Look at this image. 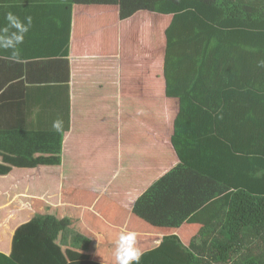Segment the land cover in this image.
<instances>
[{
  "label": "crops",
  "instance_id": "1",
  "mask_svg": "<svg viewBox=\"0 0 264 264\" xmlns=\"http://www.w3.org/2000/svg\"><path fill=\"white\" fill-rule=\"evenodd\" d=\"M95 1H73L69 88L51 80L61 71L67 74L65 65L13 62L5 58L10 51L0 49V252L16 264H116L122 232L137 234L135 247L142 254L171 234L190 246L223 209L216 192L205 190L210 184L214 190L225 185L183 167L171 143L180 112L178 89L192 95L209 80L201 70L194 76L199 82L191 81V70L188 76L171 70L168 79L167 29L173 15L132 13L123 0ZM42 25L32 20L26 37L32 39ZM68 31L64 22L55 32V45L24 47L25 55L45 57L52 45L64 49ZM53 36L52 30L42 38ZM56 121L59 131L53 127ZM204 124L211 141L234 135L232 118L205 119ZM158 160L169 161L157 179H150L149 173L161 166ZM175 170L182 193L175 192V201L186 198L196 213L183 221L177 205L171 216L160 209L158 218L148 221L149 211L137 207L139 200ZM140 176L149 178L148 186L136 189L134 199L123 196L121 185L134 191ZM201 200L208 205L198 210Z\"/></svg>",
  "mask_w": 264,
  "mask_h": 264
},
{
  "label": "trees",
  "instance_id": "2",
  "mask_svg": "<svg viewBox=\"0 0 264 264\" xmlns=\"http://www.w3.org/2000/svg\"><path fill=\"white\" fill-rule=\"evenodd\" d=\"M73 1L0 0V27L6 25L4 17L8 12L23 22L30 16L43 24L33 33L32 39L24 34V41L18 46L20 58L65 65L67 74L61 71V77L54 76L51 80L63 82L67 88L70 69L66 58ZM123 2L133 7L132 13L143 9L173 15L167 29L165 65L169 80L171 70L187 76L189 70L193 71L190 78L194 82L195 72L201 70L209 79L208 82L203 80V89H193L192 95L183 96V88L178 89L180 112L171 143L183 167L211 177L226 188L223 209L192 239L190 246L178 235L171 234L160 246L144 252L140 264H264V68L257 67L258 61L264 60V0ZM64 22L69 31L64 49L59 51L52 46L58 40L55 32ZM52 30L53 39L44 40L42 35ZM45 43L54 44L49 48L51 51H41L45 57L25 55L24 47L30 51L39 50ZM65 50V55L54 56ZM222 117L233 119L234 135H219L214 141L209 140L204 133L205 119ZM176 172L158 181L139 200V209L151 211L148 221L158 218L160 209L167 210V215L171 216V210L177 205L182 208L183 215L192 213V204L186 198L175 201V192L181 190ZM0 264L16 263L0 252ZM70 264L102 263L79 261Z\"/></svg>",
  "mask_w": 264,
  "mask_h": 264
},
{
  "label": "clouds",
  "instance_id": "3",
  "mask_svg": "<svg viewBox=\"0 0 264 264\" xmlns=\"http://www.w3.org/2000/svg\"><path fill=\"white\" fill-rule=\"evenodd\" d=\"M4 19L6 25L0 27V49L10 50V55L5 57L13 62H20L19 45L24 41V34L28 32L32 18L26 17L27 23L20 20L14 13L8 12ZM15 31H12V30ZM258 68H264V60L258 61ZM53 127L60 130V122L56 121ZM136 236L134 232H122L116 241L114 258L116 264H140L142 252L138 250L136 245Z\"/></svg>",
  "mask_w": 264,
  "mask_h": 264
},
{
  "label": "rangeland",
  "instance_id": "4",
  "mask_svg": "<svg viewBox=\"0 0 264 264\" xmlns=\"http://www.w3.org/2000/svg\"><path fill=\"white\" fill-rule=\"evenodd\" d=\"M161 45V41L159 40V42H157V48H159V46ZM167 142H169V140H167ZM141 151V150H140ZM135 153H136V157H137V159L139 160V164H140V158H141V156H140V152L138 153V152H136L135 151ZM164 156H167L168 157V155L167 154H165ZM136 157H135V155H134V159L136 160ZM125 158L126 159H128V157H127V155H125ZM122 159V158H121ZM167 159V158H166ZM169 160H167L166 161V163H165V161H163V163H161V161L160 160H158L157 161V163H158V165H161V166H158V167H156V169H154L152 172H150L149 173V178L150 179H157L158 178V173L160 172L161 173V170L163 169V166H165V167H167V162H168ZM148 177H142V176H140V181H141V185L140 186H133L134 187V191L133 190H131V191H129L130 189H129V187L130 186H123V185H121L122 186V188H123V191H121V192H124L123 193V196H131L132 197V199H134V197L136 196V194H135V191H136V189H139V188H141V187H146V186H148V179H149ZM78 179V178H77ZM131 179H128V181H130ZM123 181V179L121 180V179H119L117 182H116V184L114 185V186H112V190H114L115 188H116V185H119V184H121V182ZM211 186V187H210ZM210 186H208V189L207 190H205L206 192H209V193H211V194H214L215 192V194L213 195V196H218V199H219V201L221 202V204H223V195H224V188L220 185V184H217L216 186H217V188L214 190L213 189V186L210 184ZM52 190V187H50V191ZM214 191V192H213ZM159 193L160 192H162V189L161 190H159L158 191ZM211 194H210V196H211ZM199 205H198V210H200L203 206V204L204 205H208V203H206V202H203L202 200L201 201H199ZM126 204H128L127 202H126ZM223 207V205H219V209H221ZM149 213H151V211L149 212ZM196 213V211L195 210H193L192 211V213L191 214H195ZM190 214V215H191ZM187 216H189V215H183V218H179V219H181V220H183V221H185V219L187 218ZM189 220H190V217H189ZM194 222L195 223H199V222H201L200 221V219H198V218H196V217H194ZM203 222V221H202ZM181 225V222H180V224H178V225H176V226H180ZM184 225V224H183ZM172 227V226H171ZM181 240L183 241V239L181 238Z\"/></svg>",
  "mask_w": 264,
  "mask_h": 264
}]
</instances>
